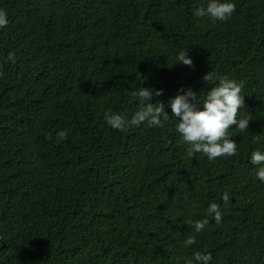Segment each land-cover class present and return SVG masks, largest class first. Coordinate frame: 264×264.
Instances as JSON below:
<instances>
[{"label": "trees", "instance_id": "1", "mask_svg": "<svg viewBox=\"0 0 264 264\" xmlns=\"http://www.w3.org/2000/svg\"><path fill=\"white\" fill-rule=\"evenodd\" d=\"M231 2L213 22L193 15L208 0H0V264H185L196 251L264 264V164L250 162L264 152V0ZM210 71L243 82L238 118L251 117L230 126L237 155L214 160L188 155L168 104L188 88L202 103ZM139 87L162 90L149 102L164 127L108 126L106 110L140 108Z\"/></svg>", "mask_w": 264, "mask_h": 264}, {"label": "clouds", "instance_id": "2", "mask_svg": "<svg viewBox=\"0 0 264 264\" xmlns=\"http://www.w3.org/2000/svg\"><path fill=\"white\" fill-rule=\"evenodd\" d=\"M236 5L231 0H208L206 6H200L193 10L195 17H209L213 22L227 21L235 11ZM7 13L0 9V28L8 26ZM7 59L15 62L14 53H9ZM176 63L193 67V61L188 51H180L176 57ZM203 82L212 87L206 91L202 103L198 101L197 92L191 88L178 90L179 94L168 101L171 108V117L177 118L175 131L180 134L182 141L188 145L187 153L195 156L202 153L209 160L218 157H231L237 155V143L230 139V126L235 125L239 131H247L251 117L245 113L238 118L239 109L245 106L242 89L243 82H237L227 76L217 75L210 71L203 75ZM159 96L162 90L139 87L130 95L141 101L140 108L129 118L126 113L113 112L108 109L104 113L105 123L113 129L128 131L130 128L138 127L146 123L148 127H164L165 122L170 119L162 102L150 103L153 95ZM197 103L202 107H197ZM69 130H60L56 133V143L65 140ZM46 139L51 140L49 133ZM254 139L258 142L259 136ZM250 162L254 165L264 164V152L253 151ZM259 180L264 182V167H260L256 173ZM222 200L225 206L229 203V193L224 192ZM207 215L214 218L219 224L222 220V212L217 203H211L206 209ZM209 223L208 219L201 221H188L190 227L199 233ZM196 243L195 236H188L184 245L191 246ZM211 254L196 251L191 258L185 259V264H209Z\"/></svg>", "mask_w": 264, "mask_h": 264}, {"label": "water", "instance_id": "3", "mask_svg": "<svg viewBox=\"0 0 264 264\" xmlns=\"http://www.w3.org/2000/svg\"><path fill=\"white\" fill-rule=\"evenodd\" d=\"M1 239V238H0Z\"/></svg>", "mask_w": 264, "mask_h": 264}]
</instances>
